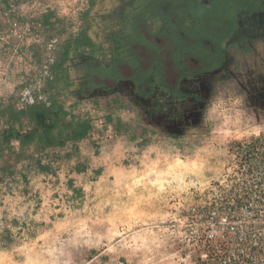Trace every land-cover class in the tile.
Listing matches in <instances>:
<instances>
[{"label": "rangeland", "instance_id": "rangeland-1", "mask_svg": "<svg viewBox=\"0 0 264 264\" xmlns=\"http://www.w3.org/2000/svg\"><path fill=\"white\" fill-rule=\"evenodd\" d=\"M129 1L0 0V105L19 107L29 94L46 100L52 51L82 27L111 48L126 30L117 11ZM135 10L154 19L149 27L194 35L191 22L164 25L155 2ZM128 16L133 40L139 15ZM260 39L248 52L230 47L202 118L177 136L150 122L129 90L91 95L78 85L89 69L71 68L69 88L51 87L71 112L58 134L71 136L65 145L0 150V264H264V190L253 186L264 170L234 179L228 152L233 141L264 133ZM97 60L104 71L108 56ZM80 124L85 136L75 138Z\"/></svg>", "mask_w": 264, "mask_h": 264}, {"label": "flooded vegetation", "instance_id": "flooded-vegetation-1", "mask_svg": "<svg viewBox=\"0 0 264 264\" xmlns=\"http://www.w3.org/2000/svg\"><path fill=\"white\" fill-rule=\"evenodd\" d=\"M147 2L130 0L117 11L126 28L117 35L123 42L122 46L119 49L111 46L109 59L103 67L107 75L102 76L101 82L94 79L87 92L109 95L121 88L125 92L129 90L128 97L136 107L144 109L150 122H155L166 133L182 131L184 134L193 125L191 115L202 118L214 95V83L219 82L221 75L229 69L230 47L244 44L248 52L252 42L259 38V42L264 44V0ZM154 2L159 14L165 17L161 19L164 25L176 23L183 28L184 23L188 25L191 22L194 35L187 36L179 25L177 28L174 26L173 32L169 28V33L163 31V27L161 30L154 25L149 27L147 22L152 23L154 19L144 20L135 9H142L145 4L154 5ZM171 4H174L171 6L174 11L169 15ZM131 11L139 15L137 24L135 21L137 36L133 40L128 37L132 32L126 26ZM201 32L208 34L204 37ZM170 35L179 43L174 44ZM124 40L129 42V46H125ZM116 59L121 63L115 64L117 71L111 73ZM260 92L264 95L263 88ZM163 97L168 98L165 108L158 106L159 99ZM162 110L164 113L160 112Z\"/></svg>", "mask_w": 264, "mask_h": 264}, {"label": "trees", "instance_id": "trees-1", "mask_svg": "<svg viewBox=\"0 0 264 264\" xmlns=\"http://www.w3.org/2000/svg\"><path fill=\"white\" fill-rule=\"evenodd\" d=\"M109 41L112 48L115 47L116 49L121 48L123 43L118 40L117 36H114L113 40L109 39ZM124 42L126 47L129 46L127 40H124ZM109 53V47L107 49L95 43L89 35L88 27L86 26L78 30L76 34L65 39L61 44H57L52 51L51 61L47 66L48 77L43 88L45 91H48L47 99L35 100L33 103L22 107H16L12 101L0 105V150L13 149L15 147L14 142H17L19 148H23L29 144H35L41 148L55 146L63 147L66 139L71 136L67 134L65 138H59L58 134L63 127L69 126L67 117H71V112L58 102V99L55 98V93L51 91V87L53 85L55 86V83L59 84L60 82H64L66 89L69 88L72 85L70 70L75 66H80L89 69L90 72L88 71L82 76L78 84L79 88H84L85 85L87 88H90L94 79L107 75L99 65L97 58L99 55L106 58ZM120 63L121 61H118V59H116L115 62L113 61V71L110 70L111 73H116L117 66L114 67V65H119ZM162 92L164 94H169L168 91ZM167 99L166 97L159 99L158 106L165 108L167 106ZM111 102L113 104H118V96L112 98ZM154 105L156 106V104ZM160 112L164 113V110ZM191 116L193 117V125L190 129L197 126V120L199 119L196 118L197 116L195 115ZM107 118H109V116H107ZM81 125L82 124L76 129L74 134L75 138H82L85 136L87 125ZM172 133L167 132L166 134L173 136L183 134L182 131H174Z\"/></svg>", "mask_w": 264, "mask_h": 264}, {"label": "built area", "instance_id": "built-area-1", "mask_svg": "<svg viewBox=\"0 0 264 264\" xmlns=\"http://www.w3.org/2000/svg\"><path fill=\"white\" fill-rule=\"evenodd\" d=\"M25 102L19 106L33 103L31 95L24 96ZM231 157L232 176L237 177L243 174H252L254 169L264 170V133H256L241 140H235L229 145ZM255 188L264 190V173L260 174L253 181ZM264 214V209H262Z\"/></svg>", "mask_w": 264, "mask_h": 264}, {"label": "clouds", "instance_id": "clouds-1", "mask_svg": "<svg viewBox=\"0 0 264 264\" xmlns=\"http://www.w3.org/2000/svg\"><path fill=\"white\" fill-rule=\"evenodd\" d=\"M228 99L232 105L242 106L244 103V99L242 96L230 95Z\"/></svg>", "mask_w": 264, "mask_h": 264}]
</instances>
